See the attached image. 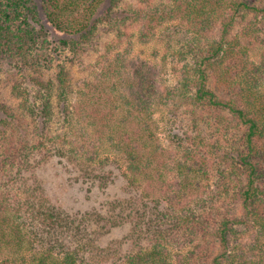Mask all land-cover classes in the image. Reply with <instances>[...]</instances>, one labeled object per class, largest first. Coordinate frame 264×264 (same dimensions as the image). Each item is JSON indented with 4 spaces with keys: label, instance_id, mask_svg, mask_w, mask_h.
Returning a JSON list of instances; mask_svg holds the SVG:
<instances>
[{
    "label": "trees",
    "instance_id": "obj_1",
    "mask_svg": "<svg viewBox=\"0 0 264 264\" xmlns=\"http://www.w3.org/2000/svg\"><path fill=\"white\" fill-rule=\"evenodd\" d=\"M30 2L0 0V72L30 68L43 86L37 105L10 77L22 112L0 77V264H264V0H44L82 70L60 65L56 88L37 71L49 58ZM176 22L173 82L159 62L86 61L112 30L137 25L148 43ZM52 162L87 186L78 208L48 195Z\"/></svg>",
    "mask_w": 264,
    "mask_h": 264
},
{
    "label": "rangeland",
    "instance_id": "obj_2",
    "mask_svg": "<svg viewBox=\"0 0 264 264\" xmlns=\"http://www.w3.org/2000/svg\"><path fill=\"white\" fill-rule=\"evenodd\" d=\"M29 6V24L37 31L36 33H38L40 37V44L42 47L41 53H43L42 57L49 58L41 61L42 70L37 71L40 74H43L44 79L51 80L56 88V86L58 87V73L60 65H67L70 67L74 53L71 47L65 46L61 43V38H64L66 35L57 30L56 26L51 23L47 15V5L44 0H31ZM174 24L176 25L178 22L167 24L159 31L156 38L154 40L151 38V41L148 43H143L139 39L140 28L137 25L130 28L128 36L123 40L116 39L115 35L117 32L116 30H112L108 35H105L106 38L104 40L103 38L96 39V41L94 40L93 45L91 46L92 49L89 47L90 53L88 52V59L86 61L88 63L95 62L99 55L106 53V56H112L113 58L120 55V57L126 59L127 57L135 59L142 58L154 63L159 62L160 68L164 72L163 74L165 75L164 77L166 80L173 82L176 73L174 71L173 63L165 67L164 59L165 57H168L169 59L171 57V52L168 50L167 44L171 39L169 36L176 31L175 26H173ZM183 28L185 27L182 26V29ZM258 51L259 50H255L253 53L254 58L259 57L257 54ZM101 57L103 58L104 56ZM69 69L72 70L73 68L70 67ZM73 71H76V76H79L82 70L79 66H76ZM33 72V69H23L21 67H16L11 63H7L3 66L2 72H0V77L3 80L1 92L4 101H6L13 109H19L22 112L26 111L24 105H21V101L17 98L15 99L14 97L12 92V83L14 84L15 82L10 81V77H12L14 81L21 84L32 101H35L37 105L41 104L40 91L43 86L39 82L40 77L36 79ZM167 115H169V111H160L156 116V120L161 125L162 131L160 134H162L164 143L171 145L172 140L169 137V133L173 128L171 126L169 131V125L167 124L166 119ZM1 119H3V115L0 113V120ZM27 121L29 122V119H27ZM30 132V134H34L33 128L30 129ZM41 172L45 180L48 195L53 201H61L74 209L78 208L79 205L83 203L85 198L83 192L87 190L84 187L87 186L78 185L76 188H72L65 176V173L58 166H56V162L47 164ZM121 180L123 179L121 178ZM121 180L118 184L110 187L108 191L109 194H107V191L106 193H97L96 195H100V198L98 199H103L107 195L115 196L116 194L123 193L124 185L121 183ZM83 189H85V191ZM127 232L128 230L124 228L115 231L112 235L105 236L103 240L104 245H107L110 241L123 239ZM2 259L3 256L0 257L1 261Z\"/></svg>",
    "mask_w": 264,
    "mask_h": 264
}]
</instances>
